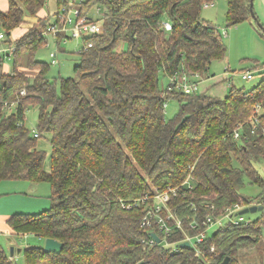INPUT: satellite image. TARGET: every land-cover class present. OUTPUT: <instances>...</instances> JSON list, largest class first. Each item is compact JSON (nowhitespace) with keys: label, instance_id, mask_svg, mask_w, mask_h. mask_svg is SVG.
Instances as JSON below:
<instances>
[{"label":"trees","instance_id":"16d2710c","mask_svg":"<svg viewBox=\"0 0 264 264\" xmlns=\"http://www.w3.org/2000/svg\"><path fill=\"white\" fill-rule=\"evenodd\" d=\"M250 1L227 0L226 26L252 19L264 36ZM8 2L6 10L0 8L5 33L0 40L15 44L16 51L13 72L5 71L0 52V99L19 103L11 112L0 111V182L26 179L52 186L51 206L12 214L11 234L32 232L63 242L60 252L24 248L26 264H220L226 256L227 264H242L241 249L261 239L264 212L219 227L199 244L198 254L194 246L145 247L143 238L156 229L142 225L146 205L124 206L145 195L152 202L156 189L180 185L169 205L182 217L197 213L202 218L235 202H263L262 193L246 198L239 188L245 178L264 186L255 165L264 161V78L249 89L231 82L223 97L160 85V72L204 75L213 61L224 59L227 45L219 26L202 16L203 5L213 1L87 0L83 13L94 3L105 7L97 17L105 16L102 31L84 36L91 45L78 52L74 75L56 79L48 76L56 62L36 53L46 43L44 31L63 21L39 15L47 0ZM27 13L37 17L36 23L12 40L11 32ZM172 98L178 110L167 118L165 103ZM32 106L38 108L37 136L26 125ZM45 133L52 145L49 169L39 145ZM188 178L190 188L183 186ZM182 235L177 230L169 239ZM0 264H17L1 242Z\"/></svg>","mask_w":264,"mask_h":264},{"label":"rangeland","instance_id":"374dc122","mask_svg":"<svg viewBox=\"0 0 264 264\" xmlns=\"http://www.w3.org/2000/svg\"><path fill=\"white\" fill-rule=\"evenodd\" d=\"M87 0H85L86 2ZM214 2L211 7L203 5L202 16L212 20L219 26L222 33V38L227 45V53L224 59L215 60L211 63L209 73H214L216 77H220L222 84L229 88V84L233 82L237 87L252 88L262 78H264V69L257 68V64L264 65V36L258 30L256 24L247 21H242L231 26H226V13L228 9L227 0H212ZM79 3L81 7L85 3ZM81 4V5H80ZM61 4L57 0H47L44 11L50 15L51 20L57 21L56 18L62 12ZM99 8V11L97 10ZM105 12V7L100 3H94L88 10V15L91 17H99ZM30 17L27 13L26 18ZM59 19H61L59 17ZM62 20V19H61ZM59 26L61 25L58 24ZM17 31V30H16ZM13 32V34L16 33ZM226 31V32H225ZM12 34V35H13ZM63 35V32L59 33ZM56 32L45 31L44 37L46 43L38 49L36 57L50 62L52 60L50 52H56L57 62L51 64L48 76L51 79H56L59 76L74 75V65L78 61V52L85 45L83 36L74 34L70 29L67 30V37H59ZM11 37V36H10ZM8 44L0 40V48H7ZM4 64L8 66L9 72L14 71V54L5 55ZM24 67V66H22ZM253 72L252 78H244L243 72L246 70ZM262 69V70H261ZM20 70L30 73L28 68L24 67ZM33 72H31L32 74ZM160 85L163 88L168 80L167 76L160 72ZM229 77V78H228ZM203 82V81H202ZM208 81H204L206 83ZM201 90V87H200ZM178 110V101L169 99L165 105V115L167 118L173 117ZM38 119V108L32 106L27 110L26 125L29 128L36 126ZM39 145L46 150L47 156L45 159V167L50 168L52 145L50 142V134L45 133L39 137ZM257 169L264 176V161L255 162ZM240 193L246 198H253L261 195L264 196V186L257 183H250L245 178V183L239 188ZM52 186L49 181L32 182L26 179H5L0 182V242L9 241L3 234L10 229L9 218L14 213H38L48 209L51 204ZM262 205L264 206V198ZM262 212H247L244 215L248 219H255ZM228 221L224 217L223 222ZM219 226L216 224L210 228L209 235L215 232ZM260 241L251 246L241 249L240 260L242 264H264V228L261 230ZM16 242L24 248L28 246H43L45 238L40 237L36 233H25L22 235H13ZM173 247V246H172ZM10 252V247L6 249ZM201 254V253H199ZM15 261L17 264H26L25 252L22 250L16 254Z\"/></svg>","mask_w":264,"mask_h":264},{"label":"built area","instance_id":"2783aa9c","mask_svg":"<svg viewBox=\"0 0 264 264\" xmlns=\"http://www.w3.org/2000/svg\"><path fill=\"white\" fill-rule=\"evenodd\" d=\"M83 2H85V0L63 1L60 6L62 12H59V17L62 19L63 23L60 26L57 23L50 25L48 27V31L56 33L63 32L64 37H67L68 29H70L74 34L83 37L99 34L102 31L105 16L103 15L100 18H96L89 16L88 13H83L81 7L78 6L79 3ZM209 5L210 3H205V6ZM97 10L99 11V8H97ZM164 24L167 28H171L169 21H164ZM4 37V31L0 30V39H3ZM85 45L88 47L91 43L89 42ZM15 51V44L8 45L7 48H0V52L5 53V55L14 54ZM50 56L52 57L53 62H57L56 52H50ZM242 76L246 79L252 78L253 72L251 70H246L243 72ZM167 78L168 81L166 83V88L169 90L172 88H178L186 93L200 91V79L202 78V75L199 72H195L191 75L186 72H176L167 75ZM20 93L24 95L26 90L22 89ZM18 103V99H0V111L11 112L17 108ZM259 108L260 106L258 104L256 107L257 111H259ZM254 119L257 121L258 115H254ZM33 132L35 136L38 135L36 129H34ZM240 134L241 131L236 129L234 137L239 138ZM180 186H168V188L163 191H158L156 189L152 202L149 200V196L145 195L142 198L134 199L132 202L124 204L127 208H130L133 205H146L145 213L142 218V225L154 226L156 229H152V231H156L161 240L157 241L156 238L149 233V236L143 238L142 240L145 247L162 244L165 247H171L174 250H178L181 247L180 244L182 242L189 241V246H194L196 252L199 254V244L204 243L209 237V231L212 226L217 224L219 227H225L230 223L250 221L244 213H240V210L245 206L239 202H235L225 207L224 210L219 213H208L202 218L197 216V213L193 215L187 214L185 217H182L178 215L169 205V200L172 195L178 194ZM183 186L190 188L193 184L188 178L185 180ZM206 205L209 206V204ZM195 208L196 207L194 206V210H196ZM224 217L228 218L226 223L223 222ZM177 230L182 232V237L177 240H170L169 236L173 235ZM211 249H214V246H212Z\"/></svg>","mask_w":264,"mask_h":264},{"label":"crops","instance_id":"0c3cea01","mask_svg":"<svg viewBox=\"0 0 264 264\" xmlns=\"http://www.w3.org/2000/svg\"><path fill=\"white\" fill-rule=\"evenodd\" d=\"M213 4H214V2L210 3V5H213ZM210 5L206 6V7H211ZM8 6H9L8 0H0V8L1 9L6 10L8 8ZM253 8H254L256 16L264 24V0H254ZM39 15L40 16L47 15L45 13V11H44V8L39 12ZM36 21H37V17H34V16L30 15V17L26 18V21L21 26L17 27L16 29H14L11 32V35H10L11 37L10 38L12 40H15L17 37L22 35L29 28V26L34 25L36 23ZM245 21L254 24L252 19H248V20H245ZM14 31H16L15 34H13ZM44 33H45V31H44ZM22 68H24V67L21 66L20 69H22ZM260 68L264 69V66L260 67ZM5 71L9 72L8 66H6V65H5ZM220 80H221V78L220 77H216L214 75V73H209L208 72L207 74L202 75V78L200 79L201 91H205L206 93H208L210 95H214V96H220V97L225 96L228 93L229 88L225 84H222L221 83L222 81H220ZM202 81L203 82L204 81H208V82L203 83ZM34 183H36V182H34ZM3 234L6 236V238L8 240H9V237L13 238V240L15 242V245L16 246H20L16 242L15 237L11 234V229H7V231L5 233H3ZM3 246L5 247V249H8L11 246L10 240L5 242V243H3ZM8 253H9V256H10L11 259H15V256L17 254L16 252L14 253L13 256L10 255V252H8Z\"/></svg>","mask_w":264,"mask_h":264},{"label":"water","instance_id":"95a60500","mask_svg":"<svg viewBox=\"0 0 264 264\" xmlns=\"http://www.w3.org/2000/svg\"><path fill=\"white\" fill-rule=\"evenodd\" d=\"M253 3H254V0H251L250 1V10H251V15L255 18L256 14H255V11L253 8ZM257 23L264 31V24L261 21H257ZM263 208H264V206L262 204L254 203V204H251V205H248V206H245L244 208H242L240 210V213L243 214V213H247V212H256L258 210H262ZM150 234L152 236H154L157 241L161 240L160 236L158 235V233L156 231H151ZM9 240L11 242L10 255L13 256L15 252L17 254H19L23 250V247L22 246H16L13 238L9 237ZM189 245H190L189 241H184L180 244L181 247L189 246ZM62 248H63V242H61L60 240L53 238V237H46L45 238L44 250L53 251V252H60L62 250ZM229 259H230L229 256H226L220 264H227L229 262ZM143 263L144 262L141 261L138 264H143Z\"/></svg>","mask_w":264,"mask_h":264}]
</instances>
